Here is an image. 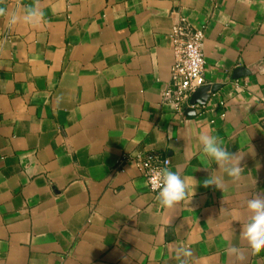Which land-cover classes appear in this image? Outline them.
<instances>
[{"label": "crops", "instance_id": "0c3cea01", "mask_svg": "<svg viewBox=\"0 0 264 264\" xmlns=\"http://www.w3.org/2000/svg\"><path fill=\"white\" fill-rule=\"evenodd\" d=\"M27 7L39 24L0 15V264H181L178 247L187 264H264L240 235L246 200L264 193V0H0ZM181 18L204 29L216 89L178 113L162 91ZM206 131L243 156L238 179L213 173L219 189L203 184L217 169ZM136 153L197 183L190 202L159 205L118 167Z\"/></svg>", "mask_w": 264, "mask_h": 264}, {"label": "clouds", "instance_id": "9594fccd", "mask_svg": "<svg viewBox=\"0 0 264 264\" xmlns=\"http://www.w3.org/2000/svg\"><path fill=\"white\" fill-rule=\"evenodd\" d=\"M0 15L8 16L9 26L21 21L24 24L37 25L44 17L43 12L36 7L25 8L20 17L16 12L9 13L6 8H0ZM198 144L203 156L217 165V169L212 170L209 177L203 182L205 187L215 185L219 189L218 186L223 183V176H213L214 172H222L234 180L239 178L244 169L240 166L243 156L238 157L237 153L230 152L211 131L200 132ZM205 168L211 169V167ZM196 184L190 186L186 178L167 167L155 170L151 178V186L157 202L162 207L169 209L186 199L189 203L195 195ZM245 206L248 215L243 224H240V235L247 241L252 251H259L264 249V193L254 192L251 198L246 200ZM227 251L232 255L240 256V250L236 246L229 247ZM191 255L192 251L189 248L178 247L176 249V257L181 261V264H187L186 258Z\"/></svg>", "mask_w": 264, "mask_h": 264}, {"label": "built area", "instance_id": "2783aa9c", "mask_svg": "<svg viewBox=\"0 0 264 264\" xmlns=\"http://www.w3.org/2000/svg\"><path fill=\"white\" fill-rule=\"evenodd\" d=\"M204 37V29L194 27L185 18L174 23L170 29L169 38L172 50L170 83L162 91V102L178 113H181L187 106H193L189 102L191 94L198 87L205 85ZM127 164L133 165L140 172L149 190L154 192L151 178L155 170L168 167L169 160L153 153L122 154L118 167L124 168Z\"/></svg>", "mask_w": 264, "mask_h": 264}, {"label": "water", "instance_id": "95a60500", "mask_svg": "<svg viewBox=\"0 0 264 264\" xmlns=\"http://www.w3.org/2000/svg\"><path fill=\"white\" fill-rule=\"evenodd\" d=\"M216 89L215 85H202L198 87L190 96V104H205L208 97Z\"/></svg>", "mask_w": 264, "mask_h": 264}]
</instances>
